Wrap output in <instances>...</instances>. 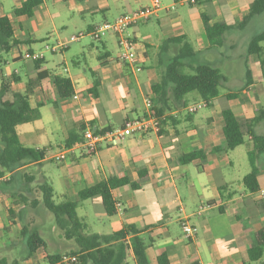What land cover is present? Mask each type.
<instances>
[{
  "label": "crops",
  "instance_id": "0c3cea01",
  "mask_svg": "<svg viewBox=\"0 0 264 264\" xmlns=\"http://www.w3.org/2000/svg\"><path fill=\"white\" fill-rule=\"evenodd\" d=\"M22 1L13 0L11 13L3 14V2L0 0V16L9 17L14 37L22 43L12 50L14 54L17 53L14 61H23L24 67L30 69L34 78L38 72L49 74L48 78L37 85L38 100L34 99L37 86L34 88L30 104L33 108L41 105L40 118L36 121L44 120V108L50 107V114L43 121L44 126L24 132L21 137L24 141L35 140V148L49 150L56 144L55 135L59 138L61 136L63 139L60 144L64 143V147L59 152L65 150V142L70 136L75 139L81 125L85 128L90 126L94 130H106L122 125L127 119L145 116V101L147 98H154L152 86L159 82L166 65L179 53L182 43L186 42L193 48L194 63L201 51L211 50L204 21L209 25L223 23L230 26L226 33L228 35L231 30L246 28L264 15L263 12L245 21L254 0H202L194 7L180 4L178 0H160L161 9L149 21L129 29L125 34L136 40L143 52L144 63L140 72H134L132 68L118 61L117 38L108 36L98 41L100 49L90 45L88 50L96 58L97 65L88 67L83 72L73 73L67 67L64 53L79 40L68 43L59 52L62 55V70L67 74L63 76L45 69V58L40 69L36 71L32 61L22 60L21 55L24 53L21 50L34 53L32 45L44 42L53 33L56 44L67 42L70 36L80 32L86 33L84 37L91 38L88 33L95 26L136 11L149 2L42 0V4L34 9L31 17H15L14 9L19 8ZM153 19L160 28L159 34L149 28ZM58 23L60 28L56 26ZM173 39H181L182 43L164 47L167 41ZM113 44L117 47L116 55L111 52ZM224 44L226 43L223 42L222 45ZM255 65L254 69L260 70L264 75V67L261 68L258 62ZM74 66L77 67L78 62ZM247 71L251 73L252 67L247 68L245 74ZM51 76L69 78L73 95L59 99ZM227 79L224 87L229 83V78ZM20 84L21 82L15 86ZM15 86L14 91H23L27 83L22 89H16ZM94 87L96 93L92 94L90 90ZM237 91H228L221 98L237 102L236 109L231 111L241 122L249 121L263 110L262 103L252 100L251 92L243 90L238 94ZM227 95L236 97L227 98ZM73 96L78 99H73ZM219 97L205 107H213L214 110L211 117L202 119V124L193 122V114L187 112V116L183 117L181 112L203 100H195L194 104L179 108L172 105L160 118L159 133L134 135L117 147H102L90 155L81 148L74 147L82 141L80 134L81 140L74 143L70 147L72 150L66 155L65 160L68 163L65 181L68 188L77 189V198L79 191L110 177L127 178L130 182L139 184L136 191L127 185L112 192L117 202L115 217L119 219L120 228L128 225L141 231L140 237L147 243L146 254L150 264H156V258L163 253L168 256L171 264L252 263L248 261V251L255 246L254 234L264 226V167L260 166L262 155L257 161L259 191L250 193L242 182L250 172V165L249 171H243L245 173L238 180L232 178L235 162L229 153L236 148L225 151L226 140L221 117L224 110L217 109ZM263 120L254 128L257 135H264L258 130V125ZM183 122H188V125L181 128ZM42 135L47 136L48 146L35 143ZM18 137L23 144L19 134ZM194 151H202L206 155L205 161L198 159L182 165L180 158ZM140 173L145 179L139 182ZM94 199L97 206L101 205L98 198ZM75 202H78V206L81 203L78 200ZM183 219L198 229L195 237L185 238L180 225ZM5 227L7 225L3 223L0 232ZM5 235L6 233L3 236ZM127 264L136 262L129 259Z\"/></svg>",
  "mask_w": 264,
  "mask_h": 264
},
{
  "label": "trees",
  "instance_id": "16d2710c",
  "mask_svg": "<svg viewBox=\"0 0 264 264\" xmlns=\"http://www.w3.org/2000/svg\"><path fill=\"white\" fill-rule=\"evenodd\" d=\"M67 1V0H63ZM42 4V0H23L19 8L14 9L15 17H31L34 9ZM264 12V0H254L250 6L249 16L245 20L254 16H259ZM244 24V22L242 23ZM241 24V25H242ZM240 25V26H241ZM230 26L223 23L209 25L204 21L206 38L211 47L221 46L223 36L230 30ZM181 39L169 40L164 47L170 44H181ZM264 30L256 34L249 42L247 55L258 58L261 68L264 67ZM22 43L15 39L14 29L11 20L7 16H0V53H9ZM163 47V50H164ZM30 56L32 52H27ZM195 52L186 42H183L179 53L171 58L166 65L162 76L156 84L152 86L154 98L152 100V111L158 118H161L167 109L174 107H185V96L195 92L199 98L208 104L219 96L220 88L227 83V77L221 71L208 64H197L193 62ZM33 62L35 70L38 71L43 63V59H27ZM185 69H190L194 74L183 73ZM47 72H38L35 79L27 82L23 91H14L13 87L21 82V78L14 73L4 76L0 82V181L6 174L12 175L17 169L25 164L41 163L48 152V148L26 147L21 144L16 128L19 125L36 121L40 118L37 105L33 108L30 104L34 88L44 79L48 78ZM247 78L250 72L247 71ZM50 79L56 89L59 99H66L73 95L71 81L67 77L51 76ZM249 81V80H248ZM250 83V82H248ZM90 93L95 94L96 88H92ZM236 95H227V98H235ZM56 106V104H53ZM223 121V135L226 140L225 151L233 150L244 145L249 137L250 149L247 157L250 165V172L243 178V186L250 193L259 191L257 161L259 156L264 154V135L255 134V126L264 119V109L253 119L241 122L231 110H224L221 113ZM83 125L78 128L75 139L70 136L65 147L70 148L77 141L81 140ZM82 136V135H81ZM215 151H219L215 149ZM204 162L206 155L202 151H194L183 155L180 158L182 165H187L193 161ZM202 164V163H201ZM12 178L9 179V181ZM145 176L140 173L139 182ZM9 181H5L9 184ZM3 182V181H2ZM129 185L132 190L139 189V184L130 182L127 178L110 177L93 186L86 187L78 192V201L83 202L89 199L98 198L103 207L104 213L108 217L116 215L117 202L113 198L112 192L120 187ZM1 189V186H0ZM42 195L43 207L53 215L54 223L63 233L68 241H73L76 250L71 251V257L76 258L74 264H127L129 259H133L136 264H150L146 250L147 243L140 237L141 231L133 226L124 225L118 231L110 234L89 233L88 224L77 215L78 202L54 201V188L48 182L39 186ZM22 201H26L21 196ZM36 202H32L35 206ZM9 217L13 215L11 209L8 210ZM12 223V222H11ZM7 232L5 227L0 232V240ZM24 246L28 257H32L39 249H46V242L37 232L25 233ZM255 246L248 251L249 262H259L264 255V226L254 234ZM62 259L59 254L48 256V264H54ZM0 264H7L5 259L0 260ZM9 264H19L13 261ZM156 264H171L168 256L163 253L156 258ZM261 264H264L262 262Z\"/></svg>",
  "mask_w": 264,
  "mask_h": 264
},
{
  "label": "rangeland",
  "instance_id": "374dc122",
  "mask_svg": "<svg viewBox=\"0 0 264 264\" xmlns=\"http://www.w3.org/2000/svg\"><path fill=\"white\" fill-rule=\"evenodd\" d=\"M2 2V13L10 14L12 11L11 7H13V0H2ZM56 26L57 28H60L59 23L56 24ZM149 28L154 33L159 34L160 28L155 19L150 21ZM263 30L264 15L246 28L231 30L228 35H224L223 42L226 44L212 47L211 50L208 51L203 50L194 60L197 64H208L219 69L222 74L229 78L228 85L220 88V99L217 103V109H236L237 102L221 98V96L225 95L228 91L235 92L238 89L239 90L236 92L238 94L243 90L251 92L250 98L252 100L260 101L264 109V75H262L260 70L256 68L254 69V65H257L258 58L247 55V47L250 40ZM76 34L78 33L73 35ZM54 37L55 34L53 33V36L44 42L33 44L32 49L34 53L43 52L45 69H48L54 74L67 76L62 70V55L59 52L52 54L43 51V47L46 44L49 46L56 45ZM110 39H112V37ZM90 45H94L100 49V42L93 41L89 37H84L80 39L78 43H75V47H71V49L64 53L66 65L73 73L79 71L83 72L86 71L88 67L97 65L96 58L93 57L91 51L88 50ZM262 45L264 46V43ZM116 49V45L113 44L111 46V52L113 55H116ZM21 51L24 53L21 55L22 60H27L24 58L27 54L25 53V49H22ZM16 55L17 53L14 54L12 51L9 53H0V82L1 78L4 77V74L9 75L14 72V74L21 76L22 79L21 84L15 86V88L22 89L26 86L28 81L35 78L32 76L30 69H28L27 66L24 67L23 61H14V56ZM76 62H78L77 67L74 66V63ZM251 67L252 71L250 73V78H247V73L245 74V71L247 68L251 69ZM183 73L188 75L194 74L190 69H185ZM241 76H243V78L240 79ZM35 91L37 92L35 93L36 95L34 96V99L38 100V86ZM184 100L185 103L189 105L194 104L195 100L201 101L198 94L195 92L186 95ZM259 105L262 107L261 104ZM49 109L50 107H47L42 110L44 117L43 121L47 119V115L49 116ZM212 110H214L213 107L198 110L197 113L192 115L193 122L202 124V119L204 120L211 117ZM187 114V111L181 112V116L183 117H186ZM43 121H36L17 126L16 132L20 135L24 146L33 147L35 140L24 141L21 135L34 128L44 126ZM186 125H188V122L181 123V128ZM258 130L259 133L264 134V120L258 125ZM62 139L61 136L59 138L55 135L54 141L56 142L54 143L56 144H53L54 146L52 145L48 150L45 161H42L39 164H25L20 169H17L12 175L6 174L2 180L3 182L0 181V226L3 223L7 225L6 235L3 236V239L0 241V260L5 259L7 264L13 261H17L19 264H48V256L59 254L62 258H70L71 251L76 250L74 242L65 239L63 233L55 225L53 215L43 207L41 202L42 195L39 190V186L42 183L48 182L54 188V201L56 203L62 201L75 202L78 200L76 195L77 189L73 190L68 188L65 181V179H67L66 166L68 161H59L56 158L59 151L64 147V143L60 144ZM35 143H41L44 144V146H48L46 145L48 144V138L46 135H42ZM0 147H2L1 143ZM249 149L250 145L247 141L245 145L237 147L234 151L229 153L235 162V168L232 171V178L235 180H238L239 177L245 173L243 171H249L247 157ZM260 166L264 167V155L261 156ZM10 178L12 179L9 181ZM5 181H9V184H6ZM235 189H237V187ZM19 195L24 196L26 201H22ZM95 200L96 199H89L81 202L77 208L78 217L84 220L89 226L88 232L110 234L118 230L120 228L119 219L115 216H106L102 206L100 204L97 206ZM32 202H36L35 206L32 205ZM8 208L13 211L11 217H9ZM23 230H25V233L37 232L46 242V249H39L32 257H28L24 246L25 239ZM262 262H264V255L259 262H252L251 264H261Z\"/></svg>",
  "mask_w": 264,
  "mask_h": 264
},
{
  "label": "built area",
  "instance_id": "2783aa9c",
  "mask_svg": "<svg viewBox=\"0 0 264 264\" xmlns=\"http://www.w3.org/2000/svg\"><path fill=\"white\" fill-rule=\"evenodd\" d=\"M149 2L139 8L136 11L128 12L123 14L113 21L104 22L100 25L95 26L89 35L94 41H99L107 36H114L117 38L118 45V56L117 59L120 63L132 68L134 72H140L143 66L144 56L139 43L125 35L126 32L136 27L137 25L147 22L151 17L161 9L160 0H144ZM202 0H178L180 4L194 7L197 6ZM173 9V8H172ZM86 35L84 32H80L76 35L70 36L69 40L65 43H58L53 46L44 45L43 51L56 54L64 49L68 43L77 42ZM25 59H44L43 52L33 53L32 56L26 54ZM73 99H78L77 96H73ZM147 107V113L141 118L127 119L122 125L106 130H94L90 126L86 127L82 133V141L78 143L75 148H81L86 154H94L102 147H117L126 139L146 133H159L161 128V121L155 113L152 111V100L147 98L145 101ZM208 105L207 102L203 101L198 104H194L187 108L189 114H194L198 110L205 108ZM72 148H65V150L59 152L56 158L59 161H63L66 158L67 153H69ZM198 215L200 212L197 213ZM182 233L185 238L195 237L198 233V229L191 226L186 219L180 222ZM76 258L74 257H64L60 261L54 264H74Z\"/></svg>",
  "mask_w": 264,
  "mask_h": 264
}]
</instances>
